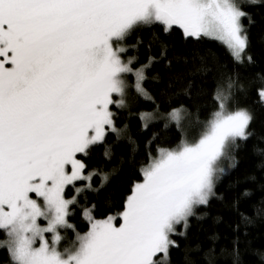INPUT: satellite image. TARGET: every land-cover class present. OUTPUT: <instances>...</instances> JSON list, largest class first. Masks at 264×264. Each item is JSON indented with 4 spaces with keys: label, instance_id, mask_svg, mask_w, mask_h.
<instances>
[{
    "label": "snow or ice",
    "instance_id": "1",
    "mask_svg": "<svg viewBox=\"0 0 264 264\" xmlns=\"http://www.w3.org/2000/svg\"><path fill=\"white\" fill-rule=\"evenodd\" d=\"M245 17L251 22L238 0H0V247L9 264H171L173 236L217 195L222 165L250 135L252 112L231 106L242 87L238 73L218 66L217 107L203 123L190 121L183 105L164 114L166 124L187 122L199 132L149 152L116 215L98 219L94 205L84 207L88 230L61 249L77 194L99 187L97 173L101 185L108 176L78 154L105 142L109 130L135 150L113 106L129 108L136 95L151 99L145 69L156 58L134 66L137 57L127 52L143 41L127 43L130 34L158 24L147 48L158 45L164 57L178 26L183 42L215 37L242 64L250 43ZM258 92L264 99V87ZM158 115L140 111L142 126ZM111 147L104 143L105 156Z\"/></svg>",
    "mask_w": 264,
    "mask_h": 264
},
{
    "label": "trees",
    "instance_id": "2",
    "mask_svg": "<svg viewBox=\"0 0 264 264\" xmlns=\"http://www.w3.org/2000/svg\"><path fill=\"white\" fill-rule=\"evenodd\" d=\"M239 4L251 17V22L248 17L243 18L250 43L242 64L234 61L226 45L218 40L204 37L183 42L178 26H174L164 57L158 45H153L150 51L147 48L152 33L161 30L158 24L142 26L129 35V44L135 42L136 36L143 41L135 52L132 49L127 52V55H136L134 66L145 63L149 55L156 58L145 69L144 87L151 99L136 95L129 108L120 110L113 106L120 126H128L135 150L127 138L117 140L110 131L105 142L97 144L86 156L79 154L89 169H99L108 176L101 185L97 173L92 183L99 187L77 194V202L68 216L72 227L66 236L70 243L77 233L88 230L84 207L94 205L92 214L98 219L109 213L116 215L122 210L133 180L142 178L139 169L147 162L148 153L154 155L158 147H171L182 135L199 132L198 125L189 127L187 122L182 128L175 121L166 124L164 114L183 105L190 121L195 122L197 118L200 123L206 121L217 107L214 92L219 79L218 66L226 65L238 73L239 85H242L234 89L231 106L247 107L253 114L250 135L239 142L233 153L234 161H226L228 171L217 182V195L208 205L199 206L197 214L189 218L187 228L173 236L178 243L171 250L170 261L171 264H264V255H261L264 253V215L257 214L258 209L264 208V100L258 92L264 87V0H239ZM130 82L134 84V79ZM133 94L135 88L130 87L129 95ZM140 111H155L159 115L145 128L139 118ZM104 143L112 146L109 156L104 155ZM246 188L249 192L244 194ZM65 192L68 196L75 194L72 186ZM245 216L250 219L245 220ZM0 264H9L3 247H0Z\"/></svg>",
    "mask_w": 264,
    "mask_h": 264
},
{
    "label": "rangeland",
    "instance_id": "3",
    "mask_svg": "<svg viewBox=\"0 0 264 264\" xmlns=\"http://www.w3.org/2000/svg\"><path fill=\"white\" fill-rule=\"evenodd\" d=\"M238 2H239V0H238ZM208 38H211V39H215V40H218V41H220L219 39H217V38H215V37H208ZM221 43H223L222 41H220ZM224 44V43H223ZM225 45V44H224ZM128 79H129V81H131L132 79H134V77L133 76H131V75H129V77H128ZM264 100V99H263ZM109 132H110V130H109ZM187 135H190V134H188V133H186ZM107 135V134H106ZM79 155V154H78ZM222 166H224L225 168H226V171L222 174V175H224L227 171H228V164L226 163V161L224 162V164L222 165ZM221 175V176H222ZM220 176V177H221ZM70 186V185H69ZM67 187L68 186H66V188H65V191H66V189H67ZM69 216V215H68ZM40 221L41 222H45L44 220H43V218L41 217L40 218ZM114 222H116V220L114 221ZM69 224H70V222H69ZM71 225V224H70ZM71 229V227H69V228H67V229H62V240H61V242H60V247H61V249L63 248V247H67V246H69V245H71L72 243H70V241H69V239L67 238V233H68V230H70ZM0 239H3V238H0Z\"/></svg>",
    "mask_w": 264,
    "mask_h": 264
}]
</instances>
